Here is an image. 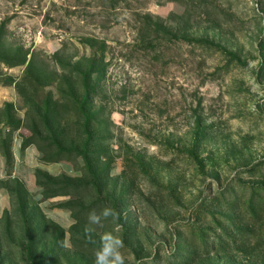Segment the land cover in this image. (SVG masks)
<instances>
[{"label": "rangeland", "instance_id": "1", "mask_svg": "<svg viewBox=\"0 0 264 264\" xmlns=\"http://www.w3.org/2000/svg\"><path fill=\"white\" fill-rule=\"evenodd\" d=\"M1 191L0 264H264V0H0Z\"/></svg>", "mask_w": 264, "mask_h": 264}, {"label": "trees", "instance_id": "2", "mask_svg": "<svg viewBox=\"0 0 264 264\" xmlns=\"http://www.w3.org/2000/svg\"><path fill=\"white\" fill-rule=\"evenodd\" d=\"M88 134H90V132H88ZM97 152H98V150H97ZM4 154H5L8 162H10L13 158V152L11 149V145L9 143L5 147V153ZM89 155H91V154H89ZM96 155H98L97 157L99 158L100 153L98 152V154H96ZM85 159H86L87 166L91 169V167H92L91 160H88V156H85ZM91 171L94 173V175H96L99 178L100 171H95V170H91ZM36 175H37V182H38L39 186H42L44 188L43 194L45 196L55 195L58 193H69L68 188H69V186L72 185V181L74 179L72 176H69L66 174L65 180H58V177H60L59 174L53 175V174L48 173V172H43L42 170H37ZM89 175H91V174H89ZM13 181L15 183V188H12L10 190V195L14 197L16 202L20 203L19 207L23 211L27 212L25 215L26 216L25 222L27 223L28 227H31L30 230L31 231L36 230V228L38 227L37 219L47 220V216H46L44 210L41 208L40 204L31 205V202H34V200L33 201L30 200L31 199V198H29L30 194H29V191L27 190V188L25 186V182L18 179V178H15ZM50 187H52V189ZM49 189H51V190H49ZM31 224H32V226H31Z\"/></svg>", "mask_w": 264, "mask_h": 264}, {"label": "clouds", "instance_id": "3", "mask_svg": "<svg viewBox=\"0 0 264 264\" xmlns=\"http://www.w3.org/2000/svg\"><path fill=\"white\" fill-rule=\"evenodd\" d=\"M118 218V214L110 208H105L101 214H97L95 211L89 214V222L91 224H99L101 217ZM102 247L96 252L94 264H124V256L120 249L123 247V240L112 233H105L101 237Z\"/></svg>", "mask_w": 264, "mask_h": 264}, {"label": "crops", "instance_id": "4", "mask_svg": "<svg viewBox=\"0 0 264 264\" xmlns=\"http://www.w3.org/2000/svg\"><path fill=\"white\" fill-rule=\"evenodd\" d=\"M36 198L37 199H40L42 198V193L40 191L37 192L36 194ZM7 199H9V196L5 193V192H0V206L1 207H6L7 204H8V201ZM44 200V199H43ZM45 201V200H44ZM43 201L41 200L40 203H42ZM52 214V213H51ZM54 214H59L61 215L63 218H67V214H69L67 211H65L64 209H60L57 208L55 211H54Z\"/></svg>", "mask_w": 264, "mask_h": 264}]
</instances>
